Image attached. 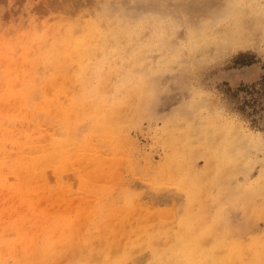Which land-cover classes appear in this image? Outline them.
I'll list each match as a JSON object with an SVG mask.
<instances>
[{
    "label": "rangeland",
    "instance_id": "rangeland-1",
    "mask_svg": "<svg viewBox=\"0 0 264 264\" xmlns=\"http://www.w3.org/2000/svg\"><path fill=\"white\" fill-rule=\"evenodd\" d=\"M224 1L223 4L221 0H0V176L6 179L0 181L1 238L18 231L17 239L22 240L20 218L26 219V224L35 223L26 226L29 231L51 223L52 214L59 215L60 205L51 204L46 192L35 194L42 184L39 178L26 184L24 175L16 187L7 183L11 175L9 157L17 154L12 138L20 136L24 140L25 134L37 137L40 124H37V113L44 114L45 100L55 96L60 86L57 79L63 78L59 69L40 61L46 49L42 40L90 25L101 13L102 18L123 19L135 28L132 37L121 38L117 44L110 37L102 50L82 56L85 64L93 60L90 63L93 66L116 48L119 53L112 59L113 66L122 72L127 66L137 69L134 83L127 81L135 91L120 96L128 102L124 109L128 115L126 136L134 150L133 161L138 170H120L116 189L120 193L130 192L134 196L132 204L138 207L140 202L149 212L140 215L135 210L130 222L138 231L128 246L146 240L141 229L153 234L159 225L172 235L176 232L180 220L186 216L189 179L202 181L205 195L201 200L209 204L206 211L212 210L221 193L213 184L218 171L225 183L224 193L248 191L254 193L251 204L264 205V190H261L264 189V0ZM234 12L238 14L232 18L230 15ZM239 42L244 45L240 46ZM72 61L65 65L63 102L73 89L78 93L80 88L74 76L81 58ZM117 81L115 73H110L108 98L114 97ZM148 97L151 101L144 105L141 98ZM42 116L40 129L45 134L42 139L45 145L55 126L46 123ZM170 122L175 125L169 126ZM166 162L171 164L169 170L176 174V180L172 176L170 180L151 182L149 178L154 179ZM65 181V187L73 186ZM103 183L105 179L100 180ZM25 184L34 188L28 197L22 192ZM60 196L63 195L57 194L59 199ZM95 200H87L82 205L90 208L88 203L93 205ZM76 204L81 205L78 201ZM236 208L225 215L234 227L243 217L242 209ZM162 209L169 210L170 216L155 218L156 211ZM123 213L127 216L125 210ZM252 223L251 235L263 236L264 219L257 218ZM103 225L96 219L86 223L87 231L95 234L92 240L96 245L103 243L98 233L105 236L109 229L94 227ZM172 243L171 236L167 244ZM100 247L103 249L104 245ZM13 253L22 256L20 247L4 249L0 264H8ZM108 253L102 250L101 258L97 254L91 264H111L113 259L121 260L124 256L122 252L119 257ZM62 256L59 264H75V254ZM151 259L152 252L143 249L134 251L131 258L122 262L150 264Z\"/></svg>",
    "mask_w": 264,
    "mask_h": 264
},
{
    "label": "bare ground",
    "instance_id": "bare-ground-1",
    "mask_svg": "<svg viewBox=\"0 0 264 264\" xmlns=\"http://www.w3.org/2000/svg\"><path fill=\"white\" fill-rule=\"evenodd\" d=\"M225 1L227 3L230 0ZM221 2L223 3V0ZM219 6L217 10H220ZM102 14L90 25L80 29H70L56 36H50L48 39H41L46 49L42 51L40 61L46 66L59 69L63 78L57 79V85L60 86L55 96L45 100L44 114L39 111L37 113V124L40 122L37 137L33 138L25 134L26 139L22 140L20 136H13L17 154L14 158L9 157L8 167L11 175L7 183L16 187L24 175L27 178L23 180V183L26 184L30 180L39 178L42 184L36 188L35 194L46 192L51 204L60 205L59 218L52 214L51 223L47 225L44 223L43 228L32 227L29 231L26 230V226H32L35 223L26 224V219L20 218L18 227L22 240L17 239L18 231L6 234L5 239L0 237V262L4 260L2 258L4 249L20 247L22 256L18 257L13 253V259L8 264H47L49 262L59 264L62 255L66 253L75 254L73 257L75 264H91L97 254L100 256L98 259L101 258L102 250H107L108 255L115 254L116 257H119L122 252L123 258L113 259L111 264H123L122 261L131 258L134 251L143 249L149 250V253L152 252L150 264H264V235H251L252 222L257 218L264 219V205L251 204L254 193L248 191L237 190L235 193H229V191L224 193L226 192L225 183L219 177L220 171L216 173L217 177H214L213 184L220 189L221 193L212 204V210L206 211L209 204H204L201 200L205 195L202 181L195 179L196 182H193L189 179L187 180L189 201L186 206V216L180 220V226L176 232L172 235L159 225L154 228L153 234H147L148 229H141L142 237L147 236L146 240L143 243L128 246V241L138 231L130 222L135 210H138L136 214L140 215L149 212V208L142 206L140 202L138 207L132 204L134 196L130 192L120 193L116 189L120 170L125 168L138 170V167L134 166L136 163L133 161L134 150L131 149L132 145L126 136L125 123L128 115L124 109L128 102L126 97L120 96L121 93L127 95L135 91L129 83H134V73H137V69L134 66H125L124 72L118 71L112 64V59L116 57V53H119L116 48H113V52L102 62L93 66L90 64L93 60L85 64L82 56L102 50L110 37L114 38L115 44L121 38L132 37L135 35V28L123 19L111 16L102 18ZM237 14L238 12H234L230 16L233 18ZM198 32L200 34V31ZM94 42L98 44L95 45ZM207 42L209 43V40ZM233 42L236 43V41ZM208 43H205L206 46ZM240 44V46L244 45L243 42ZM78 57L79 61L81 58V62L74 79L80 88L78 93L73 89L72 94H68L63 102L61 94L64 93L63 85L67 78L65 65ZM40 61L37 60V63L43 65ZM106 64L109 66H105ZM110 73H115L118 79L113 98H108L106 95ZM40 98L41 103L43 93L40 94ZM141 100L144 105H148L151 101L149 97L141 98ZM181 107L180 109H183ZM183 110L186 111V109ZM141 111H144V108H141ZM41 115L44 116L42 117L46 123L55 126L54 132L47 137L48 144L45 145L42 144L45 134L43 135L40 129ZM141 115L142 112H140ZM31 116L34 117V115ZM171 125L175 124L172 123L169 126ZM164 131L166 128L162 132ZM170 166L171 164L164 163L155 173L156 177L149 178L150 181L158 183L161 179L170 180L172 176L176 180V174L169 170ZM102 179H105V183L100 184ZM0 181L5 182L6 179L0 176ZM64 181L73 186L78 183L76 190L72 185L70 188L65 187L67 184L64 185ZM26 184L22 192L28 197L33 193L34 188L27 187ZM82 186L84 188L80 189ZM196 190H198L197 194ZM57 194L63 195L60 196L61 199L57 197ZM90 199L95 200L94 204L88 203L91 207L84 208L86 205L82 204ZM77 201L81 205H77ZM195 207H197L196 210L193 209ZM234 208H241L243 215L236 227L225 217L226 213ZM124 210L127 216L123 213ZM168 213L170 211L167 209L156 211L155 218L161 215L170 216ZM94 219L104 224L94 228L109 229L105 236L98 233L99 238L103 237V243H101L104 245L103 249L101 245L94 244L92 238L95 234L89 233L86 228V223ZM117 219L118 221L115 222ZM208 222H212L211 225H206ZM147 227L149 228V225ZM247 235L250 237L246 238ZM171 236L174 243L169 245L167 241ZM110 260L111 256H109Z\"/></svg>",
    "mask_w": 264,
    "mask_h": 264
}]
</instances>
